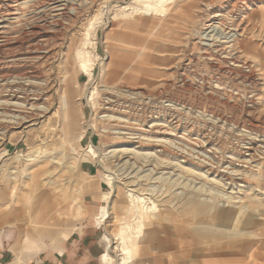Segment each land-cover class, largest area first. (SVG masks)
<instances>
[{"label": "rangeland", "instance_id": "rangeland-1", "mask_svg": "<svg viewBox=\"0 0 264 264\" xmlns=\"http://www.w3.org/2000/svg\"><path fill=\"white\" fill-rule=\"evenodd\" d=\"M233 2L0 0V80L40 65L53 85L50 112L32 124H0V241L21 248L14 264L42 246L58 251L80 227L95 231L99 252L90 264H119L120 237L130 264H264V199L225 193L214 173H205L234 158L236 138L248 133L236 127L245 118L240 111L264 116V58L238 60L241 54L215 40V24L226 25L224 32L238 25ZM205 3L212 12L218 4L225 9L200 18ZM259 3L251 4L254 11L264 7ZM248 22L263 48V27ZM82 64L91 66L90 79ZM107 88L122 96L103 97ZM134 93L138 101L127 98ZM105 98L117 103L105 106ZM159 128L164 133L154 135ZM157 140L167 153L148 149ZM89 147L96 157H86ZM115 149L129 151L119 163L106 153ZM85 162L91 178L81 173ZM222 196L251 208L237 213Z\"/></svg>", "mask_w": 264, "mask_h": 264}, {"label": "bare ground", "instance_id": "bare-ground-1", "mask_svg": "<svg viewBox=\"0 0 264 264\" xmlns=\"http://www.w3.org/2000/svg\"><path fill=\"white\" fill-rule=\"evenodd\" d=\"M260 1L261 0H236V2H233L234 4L231 6V9L235 10V12L237 11V14H235V15H236V18L239 20L238 25L235 27V30L233 32H228L227 30H226L227 33L224 32L225 31L224 28L226 25L224 26L223 23L215 24V26H217V27H215L213 29L214 31L212 30L213 32H219L218 35H220L219 38H216V36H217V34H216V36L214 35V37L216 39L215 38H212V39L223 40L224 42L223 41H221V42L224 43L225 45H228L230 48V51H235V53L239 54V55L241 54L240 57L239 56L236 57L238 60L242 59V57H244L243 55L248 56V54H251L252 58L256 59L259 62L262 61L264 58V47L262 48L261 46L258 45V43H255L253 41V38L256 37V33L253 31V29H251L253 27H251L250 25H249L250 28H248L246 25L244 26L245 22H247V21L251 22V24L255 23V21H258V22H260V25L264 29V7L262 5H259V6L256 5L257 8L255 11H254V8L251 7L252 3L253 4H255V3L261 4V3H259ZM240 2H242L243 6L237 8L236 7L237 3H240ZM216 7H217L218 11L212 12L213 9H215V8H213V5L211 3L203 4L202 9L199 12L200 18H208L209 17V19L210 18L214 19L216 17V13L221 12L222 10L225 9V7H222L221 4H218ZM227 17H229V16H227ZM230 17H233V16H230ZM221 20L225 21V24H226V21H228L225 18L224 19L221 18ZM207 33H206V35H207ZM197 34L199 35V33H197ZM212 35H213V33H212ZM207 37H208V35H207ZM229 55H231V54L229 53ZM81 67H82V70L87 75V77L90 79L92 77V71L90 69L91 66L88 67V66H86V64H82ZM248 75H250V74H248ZM46 76L47 75H45V71H44V69H42V66L34 65V66L28 68V72H26V74L22 75L21 77H19V75H18L16 77H12V78L5 77V78H2L0 80V124H8V123H12V122H17V124H19V125H26V124H30V123L32 124L33 121L38 120L37 119L38 117L43 116L41 114H40L41 116H39L38 115L39 113H42L45 115L46 113L50 112L51 107H50L49 103H47V102H48V94L50 93L53 85ZM245 80H247V79H245ZM101 92H102L103 97L109 96L111 99H113V97L117 98V96L118 97L122 96L121 93H119L117 91L115 92L114 89H109V88L103 89ZM126 93H128V92H126ZM129 93H131V92H129ZM139 94L140 93L129 94V96L127 95V98L131 96L130 99L138 101L137 97L139 96ZM123 97H121V99ZM140 98H141V96H140ZM90 100H91V98H90ZM104 101L105 102L103 104L105 106L110 105V108L112 107V105L114 103H117V102L113 103L112 101H110L107 98H105ZM121 103H122V101H121ZM60 104L59 105H60V107L63 108V112L67 115V120H68L70 109L68 110L66 95L60 97ZM172 109H174V108H172ZM108 110H110V109H108ZM245 112H246V110L239 112L241 115H243V116L245 115V118L243 120L240 119L242 125L240 126L238 124L239 126H236V127L241 128L242 131H243V129H244V131L247 130L248 133L247 134L245 133L244 135L242 134V136H240L239 138H236L238 146L235 149L232 146L234 152L230 150L233 153L232 155H234V158H232V159L229 158L228 166L227 165H226L227 167L224 166V169L218 170V168H216L215 170H212V169L208 168L205 173L208 175H211L214 173V178L218 179V183L220 184L219 186L221 187L222 191H224V192L228 191L231 195H241V196L244 195L242 192H244V193L248 192V193H251L250 195H251L252 199H254V200L258 197H261L262 199H264V183L262 185V182H261V177H262V175L264 176V174H262L259 171V170L263 171L262 169H264L263 168V166H264V138H263L264 137V116L260 114L261 117H259V118H262L261 121H259L260 119L259 120H253L252 119L253 118L252 113H247V112L245 113ZM224 119L226 120V118H224ZM256 123H259L262 126L261 125L257 126V125H255ZM225 124H226V122H225ZM87 126H88V124L84 125L83 127L87 129ZM16 127H18V125ZM152 129H153V127H152ZM155 130L156 131H154V133H153L154 135L159 134V133H161V134L164 133V131L163 132L160 131V130H163L161 128L155 129ZM65 132H69L68 129H65ZM80 139H81V137H80ZM237 143H236V145H237ZM162 146H163L162 142H160L158 140L152 141L150 143V145H148V149L160 148L161 152L167 153V151L164 150ZM122 151L126 152V154H127V152H129L125 149H119V150L115 149V150L108 151L106 153L107 154L115 153L116 159L118 160V163H119L120 157H122L124 154V153H122ZM90 155L96 157L97 156V150L90 148L88 150V152H86V157H90ZM229 157H230V155H229ZM85 159L87 160V158H85ZM252 163H256L258 165V167L255 166L256 167L255 172H253V171L251 172L250 170H248L249 168H251ZM165 165H167V164H165ZM169 165L170 164H168L167 166H169ZM170 166H172V165H170ZM178 166H180V165H178ZM178 166H176V167L173 166V167L176 169V168H178ZM199 167L201 168V165ZM260 167L262 169H260ZM169 169H173V168H169ZM175 169H174V171H175ZM177 170H179V169H177ZM174 171H171V172H174ZM249 173H254V174H249ZM246 175H248V176H246ZM250 175L252 176V178L250 177ZM247 177H249L252 182H250V180H248ZM197 178H198V180L200 179L199 177H197ZM262 180L264 181V179H262ZM228 196L227 197L222 196V198L226 201V203H224V205L227 204V205H231V206L235 207V209L239 210L237 213H241V212L250 210L251 207L245 206L242 198H240V197L237 198L238 196L237 197L235 196L236 198H234V196H230V197H228ZM129 238H131V237H129ZM123 239H124L123 237L118 238V240H119L118 248L120 249V250L119 249L118 250H119L120 256H121V260H120L119 264H130L129 262H130V259L132 257L129 254L130 253L129 248H128L127 244L124 243ZM106 242H107L106 248L109 249V247H110L109 246V240H106ZM115 246H117V245L115 244ZM218 249H216V250H218ZM104 264H111L110 258L105 259Z\"/></svg>", "mask_w": 264, "mask_h": 264}, {"label": "crops", "instance_id": "crops-1", "mask_svg": "<svg viewBox=\"0 0 264 264\" xmlns=\"http://www.w3.org/2000/svg\"><path fill=\"white\" fill-rule=\"evenodd\" d=\"M93 172V168L89 166L88 163H81V173L84 176L91 178L93 177ZM91 188L92 185H89V187L86 189L87 192L90 191ZM93 188L97 194V188L100 190V185ZM86 195L88 196L90 194ZM99 201V199H96V196L95 199L92 198V204L94 206H92L93 209H87V216L91 217L95 215L94 210H96V205ZM84 228H86V226H84ZM79 229L80 233L73 231L68 238V235L66 236L63 234L62 237L57 239V243H59L63 239L67 238L64 241V243H68L66 246L63 243L64 246L60 247L58 251H44L46 248L42 246L43 248L40 247L38 249V253L24 261L23 264H84V262H86V264H90V254H97L99 252L98 248L94 246L95 231L92 229V227L89 229L87 228V230H84L82 227ZM19 251H21V248H16L15 243L7 245V243L0 241V264H14L17 258L16 254H18ZM21 253H19V255H21Z\"/></svg>", "mask_w": 264, "mask_h": 264}]
</instances>
